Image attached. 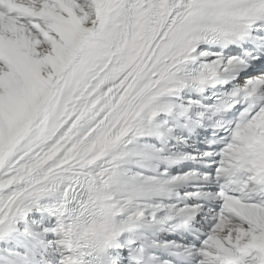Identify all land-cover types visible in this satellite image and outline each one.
Segmentation results:
<instances>
[{
    "label": "snow or ice",
    "instance_id": "6c2138e0",
    "mask_svg": "<svg viewBox=\"0 0 264 264\" xmlns=\"http://www.w3.org/2000/svg\"><path fill=\"white\" fill-rule=\"evenodd\" d=\"M0 264H264V0H0Z\"/></svg>",
    "mask_w": 264,
    "mask_h": 264
}]
</instances>
